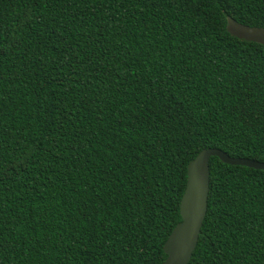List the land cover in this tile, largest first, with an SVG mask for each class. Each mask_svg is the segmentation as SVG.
<instances>
[{
  "label": "trees",
  "instance_id": "trees-1",
  "mask_svg": "<svg viewBox=\"0 0 264 264\" xmlns=\"http://www.w3.org/2000/svg\"><path fill=\"white\" fill-rule=\"evenodd\" d=\"M264 0H0V264H163L188 163L264 162ZM188 264H264V170L209 161Z\"/></svg>",
  "mask_w": 264,
  "mask_h": 264
},
{
  "label": "water",
  "instance_id": "water-1",
  "mask_svg": "<svg viewBox=\"0 0 264 264\" xmlns=\"http://www.w3.org/2000/svg\"><path fill=\"white\" fill-rule=\"evenodd\" d=\"M228 32L241 40L264 45V28L249 27L226 18ZM216 157L222 163L264 170V162L233 158L219 149L200 151L187 165V180L179 210L181 221L172 229L164 243L166 258L163 264H188L196 248L207 212L209 194V161Z\"/></svg>",
  "mask_w": 264,
  "mask_h": 264
}]
</instances>
